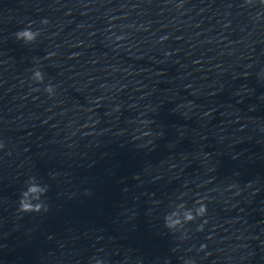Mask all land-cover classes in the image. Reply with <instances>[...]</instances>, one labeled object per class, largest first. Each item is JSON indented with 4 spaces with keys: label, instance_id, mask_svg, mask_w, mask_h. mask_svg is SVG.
<instances>
[{
    "label": "water",
    "instance_id": "95a60500",
    "mask_svg": "<svg viewBox=\"0 0 264 264\" xmlns=\"http://www.w3.org/2000/svg\"><path fill=\"white\" fill-rule=\"evenodd\" d=\"M97 258L264 264L261 0H0V264Z\"/></svg>",
    "mask_w": 264,
    "mask_h": 264
},
{
    "label": "clouds",
    "instance_id": "9594fccd",
    "mask_svg": "<svg viewBox=\"0 0 264 264\" xmlns=\"http://www.w3.org/2000/svg\"><path fill=\"white\" fill-rule=\"evenodd\" d=\"M264 3V0H261ZM43 22V21H42ZM38 35L37 32L32 31L30 28H25L19 30L15 33L17 39L23 38L26 41H32ZM120 37H117L119 39ZM32 79L36 81H41L43 79L42 72L39 68H33ZM49 94L53 92V86L51 84L47 85L45 88ZM42 187L36 182L34 177H30L26 182L25 189L22 190L19 196L18 206L21 211H38L40 210V204L38 203L40 196L42 194ZM33 201H36L33 203ZM206 208L204 203L201 201H196L193 208H186L183 203L177 204L170 212L164 216V223L168 229H176L183 223L193 220L196 216H203ZM202 225L197 226V230H200ZM201 248L204 247L203 244L200 245ZM92 264H104L102 259H95ZM184 264H194L191 260H185Z\"/></svg>",
    "mask_w": 264,
    "mask_h": 264
}]
</instances>
